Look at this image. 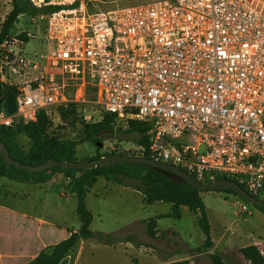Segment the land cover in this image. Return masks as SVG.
<instances>
[{
	"label": "built area",
	"instance_id": "obj_1",
	"mask_svg": "<svg viewBox=\"0 0 264 264\" xmlns=\"http://www.w3.org/2000/svg\"><path fill=\"white\" fill-rule=\"evenodd\" d=\"M43 20L39 53L0 43V128L97 99L102 114L149 125L138 156L209 184L230 179L264 198V0H153L89 10L94 0H29ZM34 17V18H35ZM29 39L34 35L25 33ZM6 98V97H5ZM235 214L249 212L234 195Z\"/></svg>",
	"mask_w": 264,
	"mask_h": 264
},
{
	"label": "rangeland",
	"instance_id": "obj_2",
	"mask_svg": "<svg viewBox=\"0 0 264 264\" xmlns=\"http://www.w3.org/2000/svg\"><path fill=\"white\" fill-rule=\"evenodd\" d=\"M148 1L153 0H94L88 9L105 11ZM10 9L9 0H0V29ZM42 32L43 20L22 15L17 18L8 36L20 39L19 36L25 35V33L34 35V38L31 39L25 36L27 40H23V49L28 54H32L39 53L44 48L41 41ZM66 107L64 106V108ZM67 113L68 118L63 120L59 116L57 107H52L46 111L45 114L51 121L48 135L57 137L61 141L75 142L76 161L83 162L93 159L97 153V148L100 149V154L138 156L133 138L127 137L121 132L126 128L122 123L113 124V133H109L105 137L100 135L98 136L100 139L95 142L82 143L84 126L101 120L103 116L94 95L85 103L75 104L72 108L68 107ZM15 139L23 151L28 150L30 147L28 138L19 134ZM96 143H100L101 146H96ZM60 190L59 185H54L51 192L47 193L45 197L43 191L39 189L33 191L31 184L0 178V203L32 214H40L41 204L39 200L46 198L47 207L43 214L58 219L56 213L60 210L61 219L66 222L67 226L78 227L79 221L75 215L76 199L75 197L60 198ZM29 192L30 196L26 199L27 196L24 193ZM200 196L210 225L212 246L202 252L203 254L198 258L187 260L186 264H212L209 258L211 254L222 255L225 264H249L239 253L240 248L248 245H253L264 258V214L262 212L248 204V213L235 214L236 209L232 204L234 194L232 193L204 191L200 193ZM258 198L261 199L262 197L258 196ZM62 201L64 202L63 207H61ZM85 205L93 215L90 226L93 236L84 243L76 264H86V260L88 262L95 261L94 263L102 260V249L93 250V257L91 256L92 246L103 243L99 240L100 236L116 238L118 235L123 236L140 231L136 234L137 239L143 240L142 242L146 240L150 242L144 233L146 221L157 215L165 214L171 209V205L167 203L146 204L142 202V196L138 191L128 186L107 182L103 178H98L96 184L86 193ZM196 220L197 215L190 212L186 207L181 208L179 218L167 217L157 220L158 227L164 231L165 238H167L168 231L175 233V237L172 239V244L175 247L170 248V251H177L175 256H180V250L190 256L197 254L194 247L202 244L204 235ZM141 244L145 245L146 243ZM150 244L153 245V252L139 255L137 257L139 262L148 260L155 262L156 256L159 257V261L170 258L165 257L163 259L161 249L158 250L153 242ZM187 247L193 249H187ZM127 254L122 259L120 257V261L124 264L130 263L129 255L134 256L133 252Z\"/></svg>",
	"mask_w": 264,
	"mask_h": 264
},
{
	"label": "trees",
	"instance_id": "obj_3",
	"mask_svg": "<svg viewBox=\"0 0 264 264\" xmlns=\"http://www.w3.org/2000/svg\"><path fill=\"white\" fill-rule=\"evenodd\" d=\"M9 1L11 9L6 15L0 29V43L9 35L10 29L16 23L18 17L22 15L35 17L60 9L58 6L35 8L29 0ZM19 38L24 41L27 40L24 34L20 35ZM11 94H14L12 88L7 86L0 88V107L5 97ZM74 105L70 103L67 107L65 106L66 108L64 106H57L59 116L63 120H66L68 118L67 108H72ZM114 123V115L103 114L101 120L85 125L82 143L95 142L100 139L98 136L105 137L107 134L113 133ZM50 126V119L45 112L40 111L35 123L20 122L15 128H0V141L6 146L9 156L24 165L36 166L50 160L59 162L76 161V143L73 141H61L57 137L49 136L48 130ZM148 131L149 125L147 123L128 121L126 128L121 132L127 137H132L136 145L146 149L148 146ZM19 134L24 135L30 141V147L27 151H23L16 142L15 138ZM96 150L97 153L93 159L113 155L112 153L100 154L99 148ZM55 172H61L66 178L70 179L68 187L76 199L75 213L79 219L80 227L75 232L69 231L70 234L65 240L54 246L47 247L28 264H58L76 246L79 240H86L93 236L90 230L92 215L86 208L84 200L87 190L100 177L105 181L133 188L142 195L143 202L146 204L155 202L171 204V212L164 217L179 218L180 208L186 207L190 212L197 215L196 223L204 235L203 243L199 247H196L194 251L202 253L212 246L210 225L200 196L201 192H198L171 173H165L151 166L134 163H120L110 167L98 165L93 168L68 170L54 167L43 172L28 173L5 164L0 155V177H7L17 182L30 180L43 182ZM224 192L236 195L231 190H225ZM261 199L264 200L263 197ZM254 208L264 214L263 209L259 207ZM158 218L155 216L146 221V234L149 237H153L155 234L154 228ZM99 240L105 244H113L118 241L116 238L110 236H100ZM129 240L132 241V238L125 237L124 239V241ZM239 253L249 264H264V258L253 245L240 248ZM209 258L212 264H225L220 254H211Z\"/></svg>",
	"mask_w": 264,
	"mask_h": 264
},
{
	"label": "crops",
	"instance_id": "obj_4",
	"mask_svg": "<svg viewBox=\"0 0 264 264\" xmlns=\"http://www.w3.org/2000/svg\"><path fill=\"white\" fill-rule=\"evenodd\" d=\"M0 178L8 179L7 177H0ZM10 181H14V180H10ZM19 183L31 184L33 191L35 189H39L40 191H43L45 193V197L47 193L49 194L51 192L52 186L59 185L61 189L59 192L60 198L67 199L74 197V194L71 193L68 187L70 183V179L66 178L64 174L61 172L52 173L50 177L43 182L30 180ZM91 188H89L86 193H88V191ZM24 194L27 196L26 199H28L30 196V192ZM39 202L41 204L40 214H32L24 210H21L19 208H15L13 206L0 203V264H28L33 259H35V257L41 251H43L47 247L54 246L59 242L65 240L70 234L69 231L75 232L79 229L80 222L78 227L67 226L66 222L63 221V219H61L60 210L58 212L56 211L57 212L56 214H58L59 217L58 219L47 217L45 214H43L44 209H46L47 207L46 198L39 200ZM142 202H143V197H142ZM63 206H64V202L62 201L61 207ZM170 212L171 209L169 212L165 214L157 215V217H159L158 219L167 218L164 216ZM92 220H93V215H92ZM157 220H156V226L154 228L155 231L154 236L149 237L146 234V227L144 233L149 238L150 242H153L156 245L155 247L158 250L161 249L162 251L161 257L163 259H165V257H170V258H166V260L159 261V257L156 256L155 262L149 260L145 262H139V259L137 257L141 254H146L149 252L152 253L153 245L150 244V242H148L147 240L142 242L143 240L137 239L136 234H138L140 231L139 232L136 231L137 233L133 232V233L125 234L123 236L118 235V237H116L118 241L113 244L99 243V244H95V246L93 245L91 252L92 255L91 254L90 255L93 257V253H94L93 250L102 249L103 250L102 260L99 261L98 263H94L95 261L93 262L92 260L91 262H88L86 260V264H124L122 261H120V257L122 259L126 255H128L127 253H131V252H133L134 256L132 255L128 256L130 260L129 264H186V261L189 260L190 258H198V256L203 254V253H197L196 255L190 256L189 254L180 250L179 251L180 256H175L177 255L176 254L177 251H170V248L172 246L175 247L172 244V239L175 237V233L172 231H168L167 238H165L164 231H161L159 229ZM125 237H131L132 241L130 240L124 241ZM87 240L89 239L79 240L76 246L64 258H62L58 264H76L80 251L82 250V247ZM141 243H146V244L142 245ZM195 248L196 247H194V250ZM187 249H193V248L187 247Z\"/></svg>",
	"mask_w": 264,
	"mask_h": 264
},
{
	"label": "water",
	"instance_id": "obj_5",
	"mask_svg": "<svg viewBox=\"0 0 264 264\" xmlns=\"http://www.w3.org/2000/svg\"><path fill=\"white\" fill-rule=\"evenodd\" d=\"M6 110L9 114L13 113L14 111V98L12 95H8L5 98ZM96 146L100 147V143H96ZM0 155L3 162L7 165L14 166L19 170L28 172V173H38L47 171L48 169H52L54 167H61L62 169H86V168H93L98 165L104 167H110L120 163H134L140 165H147L157 169L164 171L165 173H171L178 177L179 179L186 182L192 188L197 190L198 192L204 191H225L231 190L233 193L236 194L240 199L245 201L246 203L254 206L259 207L264 210V200L254 197L247 193L240 185H238L235 181L230 179H219L209 184H204L197 181L194 177L188 175L184 171L178 169L177 167L164 164L161 162L153 161L146 157L140 156H128V155H110L104 156L100 158H95L89 161H64L59 162L56 160H50L45 163L32 166V165H24L19 161L12 159L9 156V152L6 146L0 141ZM168 175V174H167Z\"/></svg>",
	"mask_w": 264,
	"mask_h": 264
}]
</instances>
